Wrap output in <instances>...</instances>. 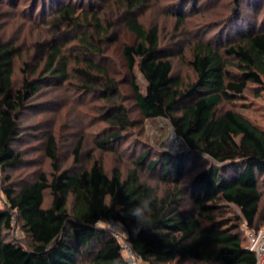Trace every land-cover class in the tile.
I'll list each match as a JSON object with an SVG mask.
<instances>
[{"label": "trees", "instance_id": "16d2710c", "mask_svg": "<svg viewBox=\"0 0 264 264\" xmlns=\"http://www.w3.org/2000/svg\"><path fill=\"white\" fill-rule=\"evenodd\" d=\"M111 1L93 0L84 6V2L50 0L44 9L50 15L48 19L44 15L43 22L59 35L47 43L36 62H22L23 81L18 89L13 87V76L21 50L0 37V169L5 182H11L10 171L24 160L15 148L22 114L31 110V100L46 83L60 87L74 74L73 88L103 102L101 118L111 131H102L107 134L97 140L100 148L112 149L132 126L122 81L108 65L113 63L108 45L114 43L119 21L134 35L119 52L138 112L144 118L170 120L190 151L164 152L159 163L155 159L146 164L148 172L158 171L160 181L171 185L161 195L157 186L141 176L147 151L127 175L117 167L109 174L100 159L87 167L62 168L57 137L48 133L45 153L52 173L41 171L18 188L9 183L4 189L0 264H129L113 231L98 225L106 220L121 224L125 240L149 264L185 259L202 264H256L241 227L264 228V130L224 103L243 95L249 84L264 83V18L262 22L241 20L240 0H234V9L222 26L190 24V39L164 45L160 27L146 26L138 17L147 0H115L119 18L113 16ZM248 1L255 13L263 11L264 0ZM38 8L32 5L30 12ZM200 8L194 1L189 12L175 14V32L184 34L191 13ZM176 57L188 63L192 80L175 73ZM136 65L147 81L145 93L136 80ZM83 144L81 137L73 148L76 164ZM188 153L205 156L207 165L199 166L201 159L188 165ZM190 171L194 175L185 189L182 181ZM46 191L51 195L49 205ZM149 195H156L152 212L138 226L130 210ZM184 200H190L192 208L182 209ZM221 200L238 206L241 215L219 217L215 203ZM15 218L28 236V246L9 239Z\"/></svg>", "mask_w": 264, "mask_h": 264}, {"label": "rangeland", "instance_id": "374dc122", "mask_svg": "<svg viewBox=\"0 0 264 264\" xmlns=\"http://www.w3.org/2000/svg\"><path fill=\"white\" fill-rule=\"evenodd\" d=\"M50 0H0V37L10 44L19 47L22 58H16L15 72L13 76V87L18 89L22 85L23 73L21 71L24 60L35 62L42 55L43 49L54 37L59 35L58 30L47 26L43 22V17H49V12L44 13L46 4ZM80 2L82 5L94 3L93 0H64ZM194 1L199 2L202 8L192 14L185 29L187 31L180 35L175 32V14L184 11L189 12L194 7ZM212 1V4L210 3ZM147 0L145 5L138 11V17L146 26L158 25L160 27L162 42L164 45H176L177 41L189 38V29L197 23H216L222 26L224 19L231 14L234 9V0ZM115 0L109 4L113 7L114 18H119L117 3ZM241 6L238 7V18L241 20L250 19L263 21L264 7L261 13H255L252 4L248 0H240ZM32 5H39L35 13H31ZM95 5H98L97 3ZM264 6V5H263ZM49 9V5L47 6ZM121 11H123L121 9ZM110 12V11H109ZM119 16V17H118ZM235 18V17H234ZM191 24V27L188 28ZM64 29V28H63ZM64 31V30H63ZM75 33L71 31V33ZM224 34V33H223ZM191 36V35H190ZM113 45H108L112 52L113 63H108L115 70L118 78L122 81L123 102L129 109L132 126L122 134L120 141L112 145V149H102L98 146L97 140L107 133H102L104 129L111 131L102 121V113L99 107L103 104L91 94H81L79 90L73 88L77 78L71 75V81L62 86L53 83L44 84L40 92L31 100V110L22 114L19 128V138L15 140V148L22 152L23 162L16 169L10 171L11 182H5V173L0 169V204L6 203L5 187L11 183L14 187L21 186L26 181L36 179L41 171L52 173L51 160L45 153V141L48 133H53L57 137L59 154L62 168H81L90 165L93 159H100L106 171L110 174L114 168L122 170L124 175L134 168L135 161L139 155L147 151L144 166L140 170L142 179L157 186L159 194H164L170 189V184L160 181L158 171H147L146 164L151 160H161L164 152L171 154L190 151L181 140L182 147L167 144L174 126L164 117L144 118L140 115L130 92L127 82V73L124 62L121 58L119 48L134 39V35L128 32L122 23L117 24L116 34ZM223 35V40H225ZM187 41V40H184ZM172 42V43H171ZM178 46V45H177ZM174 71L186 80L194 78V74L188 63L181 57L174 58ZM137 83L143 93L147 88V81L141 73L139 66L134 68ZM226 108L232 107L239 113L250 119L254 124L264 130V83L262 85L249 84L243 95L230 103H224ZM167 121V122H166ZM84 137L82 155L80 162L76 164L73 157V148L79 138ZM180 144V145H181ZM180 147V148H178ZM178 148V149H176ZM191 162L201 159L198 165L207 163V158L199 153H188ZM204 163V164H203ZM207 165V164H206ZM200 168H198L199 170ZM193 171L188 172L187 177L182 181L183 188L187 189L190 185ZM264 178V176H263ZM264 192V183L262 184ZM51 195L49 191L45 193V204L49 205ZM264 202V200H263ZM215 205L219 208V217L230 218L241 215L238 206L227 203L224 200L218 201ZM193 204L190 200H184L182 209H190ZM223 216H220L221 214ZM219 220L221 218H218ZM13 230L9 233V239H14L28 246L29 239L23 230L21 223L15 218ZM101 227L110 229V220L101 221ZM242 225V230H243ZM247 244V240L245 241ZM167 264H202L192 260H175Z\"/></svg>", "mask_w": 264, "mask_h": 264}, {"label": "built area", "instance_id": "2783aa9c", "mask_svg": "<svg viewBox=\"0 0 264 264\" xmlns=\"http://www.w3.org/2000/svg\"><path fill=\"white\" fill-rule=\"evenodd\" d=\"M110 229L113 231L115 237L120 240L123 252L129 264H149L143 262L130 243L125 240V231L119 222L110 220ZM243 231L245 233V241L247 240V248L256 256V264H264V228L253 230L244 224Z\"/></svg>", "mask_w": 264, "mask_h": 264}, {"label": "clouds", "instance_id": "9594fccd", "mask_svg": "<svg viewBox=\"0 0 264 264\" xmlns=\"http://www.w3.org/2000/svg\"><path fill=\"white\" fill-rule=\"evenodd\" d=\"M156 195H149L142 199L134 208L130 210V215L136 219L138 226L147 221L152 212V203Z\"/></svg>", "mask_w": 264, "mask_h": 264}, {"label": "bare ground", "instance_id": "6f19581e", "mask_svg": "<svg viewBox=\"0 0 264 264\" xmlns=\"http://www.w3.org/2000/svg\"><path fill=\"white\" fill-rule=\"evenodd\" d=\"M180 142H181V140H179V139L176 138V134L174 132V129L171 130L170 136L167 139V144L170 145L171 147H173V146H180V147H182V144ZM180 147H178V148H180ZM178 148H176V149H178Z\"/></svg>", "mask_w": 264, "mask_h": 264}, {"label": "water", "instance_id": "95a60500", "mask_svg": "<svg viewBox=\"0 0 264 264\" xmlns=\"http://www.w3.org/2000/svg\"><path fill=\"white\" fill-rule=\"evenodd\" d=\"M174 132H175V134H176V130L174 129Z\"/></svg>", "mask_w": 264, "mask_h": 264}]
</instances>
